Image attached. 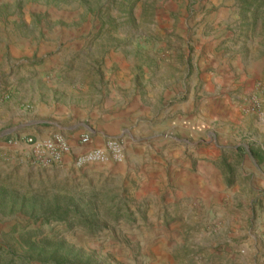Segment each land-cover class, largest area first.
<instances>
[{"label": "rangeland", "instance_id": "1", "mask_svg": "<svg viewBox=\"0 0 264 264\" xmlns=\"http://www.w3.org/2000/svg\"><path fill=\"white\" fill-rule=\"evenodd\" d=\"M248 57L257 79L227 95L241 115L223 114L226 81L211 91L209 76L227 68L238 76ZM183 75L173 95L151 90ZM255 86L257 113L242 101ZM189 100L186 115L202 116L215 100L213 122L195 125L230 179L212 215L190 196L181 204L160 172L151 182L135 173L160 164L131 152H149L150 114ZM246 114L264 119V0H0V264L51 255L73 264H264V189L246 184L254 172L242 141L257 136ZM53 132L73 153L51 167L7 143ZM108 138L122 140V161L75 165V153Z\"/></svg>", "mask_w": 264, "mask_h": 264}, {"label": "crops", "instance_id": "2", "mask_svg": "<svg viewBox=\"0 0 264 264\" xmlns=\"http://www.w3.org/2000/svg\"><path fill=\"white\" fill-rule=\"evenodd\" d=\"M28 39H31V37L26 40ZM247 60V63L243 64L245 66L242 65L246 67L245 70L239 71L238 76L233 75V71L227 67V69H225L226 71L221 73L220 76L216 73H211L209 76L207 87H210L211 91L214 88L215 82L218 80L226 81V86L220 90L223 93L225 92V95L223 94L224 98L218 100V102L222 103L223 114L225 113V107L230 108L235 111V113L237 112V108L228 101L227 95L231 93V90L237 89L239 85L246 87L250 86L253 80L255 81V79H257L258 61L251 57H248ZM242 61L245 62V59ZM184 76L185 75H183L182 80L180 79L173 88H153L151 90L158 91L160 96L161 93L165 96H169L170 94L173 95L177 89L185 85L183 81ZM238 89L241 90L242 87ZM214 101L215 100H209L205 103V116H202L200 112L198 113L196 109L193 110V113L186 115L185 111L188 105L190 108H193L192 105H190L191 100H189L187 104L174 103L170 106L161 108L159 111L157 110L151 113L150 119H153L149 121V128L151 129L149 137L155 138L153 143H147L146 148L149 149V152L144 153L145 147H136L131 151L136 157L146 155L160 162L158 166L154 167L145 165L144 168H141L135 173L139 175L142 174L144 179H149L151 182V180L156 181L157 178L154 175L160 172L164 179H171L173 181L176 196L180 198V200L184 196H190V201H195V203L203 205L204 210L210 215L214 212L213 203L221 200V198L225 196H229V192L224 189H227L228 185L226 183L230 181L229 177L221 172L220 166L216 164L217 162L215 163V150L211 144L208 145V139L205 138L208 136V132L203 130L199 132V127H197L198 124H202V122H205V124H211L213 122L214 112L212 108L214 107ZM125 108L127 109L125 113L127 115L131 113L133 106L131 105L129 107L126 103ZM228 113L229 112H227V114ZM237 114L241 115L238 112L236 115ZM227 118L230 119L231 117ZM246 118L248 121L246 120L245 126L247 125L256 130L255 132L257 135L256 137L254 134L250 136L248 132L242 141L244 155L250 157L253 172L257 174V177H254L253 173L246 181V184L248 187L256 186L257 190H260L262 188L264 189V119L259 120L256 116L251 114H246ZM165 125L167 127L164 131L163 128H165ZM168 126L174 127L179 131L180 136L173 135V132H170ZM182 131H184V133ZM44 134L45 133L41 136ZM204 135L205 137H203ZM171 139L173 141H171ZM198 141H205V144H203L205 146H202V148H189V145L195 144ZM183 142L187 144L184 146ZM224 146L225 145L221 146V151L227 150ZM235 186L238 187V184ZM262 204L264 205V202H262ZM189 212H193L191 202L189 203ZM183 217L185 218L186 216L184 215Z\"/></svg>", "mask_w": 264, "mask_h": 264}, {"label": "built area", "instance_id": "3", "mask_svg": "<svg viewBox=\"0 0 264 264\" xmlns=\"http://www.w3.org/2000/svg\"><path fill=\"white\" fill-rule=\"evenodd\" d=\"M257 86L242 97L246 109L252 112H259L261 108L259 92ZM79 145L84 147L90 142L88 131L79 135ZM7 143L26 149L32 157L35 165L40 167H51L62 163L73 153V147L66 136L60 132H53L46 138L38 139L33 135L24 134L11 136ZM124 157V144L121 139L108 138L100 147H93L81 150L74 154V163L78 167L106 163L109 161L120 162Z\"/></svg>", "mask_w": 264, "mask_h": 264}, {"label": "trees", "instance_id": "4", "mask_svg": "<svg viewBox=\"0 0 264 264\" xmlns=\"http://www.w3.org/2000/svg\"><path fill=\"white\" fill-rule=\"evenodd\" d=\"M42 263L43 264H73L72 262H68L65 257H57L55 255L43 257Z\"/></svg>", "mask_w": 264, "mask_h": 264}]
</instances>
